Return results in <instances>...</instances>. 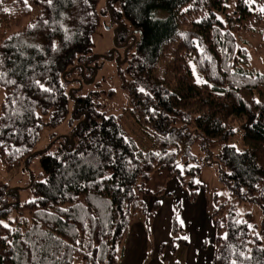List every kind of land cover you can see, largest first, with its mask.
<instances>
[{
    "label": "trees",
    "instance_id": "16d2710c",
    "mask_svg": "<svg viewBox=\"0 0 264 264\" xmlns=\"http://www.w3.org/2000/svg\"><path fill=\"white\" fill-rule=\"evenodd\" d=\"M107 1L103 12L117 21L114 42L127 52L120 109L148 146L124 131L120 114L99 110L101 94L71 87V75L91 60L97 0H0L5 169L24 167L38 153L40 133L62 122L70 98L73 118L84 115L58 148L39 152L40 170L23 187L28 198L8 201L17 188L0 180V264H116L129 223L157 208L154 201L147 209L144 199L153 194L150 175L175 178L193 201L203 187L196 150L213 141L226 189L212 191L206 209L210 264H264V72L248 69L249 51L236 39L259 13L250 0H235L231 15L228 0ZM102 94L108 101L115 95ZM244 202L259 220L241 209ZM174 203L173 246L186 241Z\"/></svg>",
    "mask_w": 264,
    "mask_h": 264
},
{
    "label": "rangeland",
    "instance_id": "374dc122",
    "mask_svg": "<svg viewBox=\"0 0 264 264\" xmlns=\"http://www.w3.org/2000/svg\"><path fill=\"white\" fill-rule=\"evenodd\" d=\"M250 1L253 3L254 11L259 13V18L255 15H252L246 21L245 25L248 27V29L236 34L237 46L243 47L249 51L248 69L264 72V12L261 11V9L264 8V0ZM107 2V0H97L94 5V10L96 13V27L91 36L92 46L89 53L87 54V57L91 58V60L88 61L87 65L77 69L75 75H71V77L73 76L75 78V81L71 83V87L76 89L75 94L79 95H88V93L92 92L97 95L101 94V97L98 96L97 100L95 101V103L100 106L99 110H107V112L120 114V118L122 120L121 125L124 131L140 144L148 146L147 143L144 142L139 128L132 123L127 113L120 109L122 104L126 102V93L124 92L122 86L124 83L123 78L126 80L128 77L121 75L119 70L124 69L126 66L125 64L127 61L124 60L127 56V52L126 50H123L122 46H118L117 42H114L113 31L117 21L112 19V14H110L109 11L107 13L103 12ZM234 6L235 0H228V2L225 4V13L231 15ZM112 7L114 12V10L116 11L118 9V4L115 2ZM198 17L199 16H195L192 19ZM189 20L190 19H187V21ZM189 69L193 81L198 85H202L204 79L195 70L191 63H189ZM90 77H92L91 81L89 80ZM95 83H99V86H95ZM106 89H112L115 93L111 101H108L102 94V92H104ZM4 94V90L0 88V102L2 101ZM73 108L74 101L72 98H70L67 101L64 119L61 123L47 128L40 133L39 140L34 147V150H36L38 153H35L27 162V164L24 165V167L21 165L15 169L6 170L4 164L0 160V180L7 186V188H17V192L15 191V193L8 195V201H11L16 197H18L19 200H23L26 197L28 198L29 195L27 196V190L23 187L31 177H36L38 171L40 170L39 152L45 149L52 150L58 148L64 141V136L72 133L77 126V121L84 116L79 115L78 117L73 118ZM219 145L220 143L216 141L207 142L205 145L207 149L203 150L202 154L200 151L196 150L198 157L196 161L200 164V171L197 179L200 181L203 187L202 189L198 188L196 190V198L193 201H189L187 199L186 191L180 187L178 181L175 178L163 177L157 173L150 175V178L146 181V186L153 192V194H150L151 196H145L144 199L146 208H149L154 201L158 202L157 208L151 214L152 217L143 219V222L140 220H133L131 223H129L123 242L119 245V247H117L116 264H119L121 260L122 251L128 236V231L134 226V223H142V226L146 230L150 228L152 224H154L155 220L157 222L156 226H163L165 220L168 218V213L172 208V200L173 208L175 204L174 202H178V206L180 208L179 211L181 212L183 209H185V219H188L189 222H191L193 216H195L193 221L197 224L201 225V223L205 224L211 222L206 210L209 204V199L211 200L212 197L211 192L216 191L220 193L226 189L219 181L216 171L217 168L214 153L217 152L216 148L218 149ZM172 182L177 184L178 190L172 186ZM168 186H172V189L169 190ZM161 190H163L162 193H160ZM167 191H169V196ZM155 192L157 193L155 194ZM168 199L170 200V208L167 207ZM244 205L247 207L253 206L250 203L244 202L240 205L241 209ZM249 208L245 210L250 212L254 221L259 220L260 214L258 213V209L256 210V207ZM151 234L147 239L148 252L150 251V248L154 242L153 236ZM144 262L145 260L143 263Z\"/></svg>",
    "mask_w": 264,
    "mask_h": 264
},
{
    "label": "crops",
    "instance_id": "0c3cea01",
    "mask_svg": "<svg viewBox=\"0 0 264 264\" xmlns=\"http://www.w3.org/2000/svg\"><path fill=\"white\" fill-rule=\"evenodd\" d=\"M172 183V186L178 190L177 184ZM172 186H168V189L171 190ZM167 193L169 196V191ZM169 202L170 200L168 199L167 207L170 208L172 206V208L163 226H156L157 222L155 220L154 224L146 230L142 223H134V226L128 231L119 264H210L213 238L211 218L209 217L211 222L201 223L200 225L193 221L195 218L193 216L191 222L194 223H191L188 219H185V209H183L179 213V223L182 227L183 235L186 236V241L177 242L173 246L171 243L173 200L171 201V206ZM150 208L151 205L148 209ZM150 234L153 236L154 242L148 252L147 239ZM144 260L145 262L143 263Z\"/></svg>",
    "mask_w": 264,
    "mask_h": 264
},
{
    "label": "snow or ice",
    "instance_id": "6c2138e0",
    "mask_svg": "<svg viewBox=\"0 0 264 264\" xmlns=\"http://www.w3.org/2000/svg\"><path fill=\"white\" fill-rule=\"evenodd\" d=\"M47 2L51 3V0H47ZM25 3H27V0H25ZM261 11L264 12V8H262ZM45 91H46V89H45ZM5 227H7V225H5ZM249 227H251V226L249 225ZM234 264H235V262H234Z\"/></svg>",
    "mask_w": 264,
    "mask_h": 264
}]
</instances>
